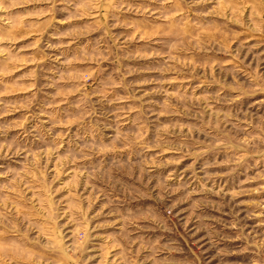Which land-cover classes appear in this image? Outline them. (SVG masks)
<instances>
[{"label":"rangeland","instance_id":"1","mask_svg":"<svg viewBox=\"0 0 264 264\" xmlns=\"http://www.w3.org/2000/svg\"><path fill=\"white\" fill-rule=\"evenodd\" d=\"M0 264H264V0H0Z\"/></svg>","mask_w":264,"mask_h":264}]
</instances>
